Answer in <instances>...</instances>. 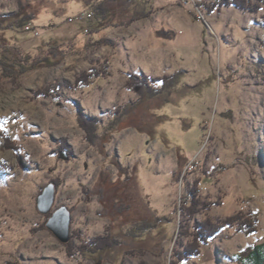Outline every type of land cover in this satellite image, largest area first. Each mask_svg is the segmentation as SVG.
I'll return each mask as SVG.
<instances>
[{
  "label": "rangeland",
  "instance_id": "rangeland-1",
  "mask_svg": "<svg viewBox=\"0 0 264 264\" xmlns=\"http://www.w3.org/2000/svg\"><path fill=\"white\" fill-rule=\"evenodd\" d=\"M209 1L134 0L127 10L117 1L107 20L70 22L86 9L79 0H21L37 15L0 32L7 58L72 37L105 36L109 43H87L56 65L23 73L18 85L0 81V162L10 166L0 171V264H170L178 229L174 209L187 194L174 175L178 160L187 163L188 182L202 178L201 198L220 201L196 219L238 211L257 218L256 231L223 229L202 244L199 259L179 264H244L232 257L237 251L240 258L250 249L264 251V9L198 8ZM15 11L17 0H0V22ZM132 13L140 17L129 26L107 24ZM28 23L37 35L24 29ZM105 57L106 76L63 85L58 97L36 93L55 81L74 85L82 71H101ZM128 72L173 80L152 95L142 85L127 87ZM78 111L99 119L95 144L78 125ZM60 139L68 157L58 151ZM17 151L26 167L18 164ZM50 182L54 204L42 214L36 198ZM61 205L71 213L66 243L45 225ZM155 215L172 221L143 227ZM108 232L113 246L81 253V242Z\"/></svg>",
  "mask_w": 264,
  "mask_h": 264
},
{
  "label": "trees",
  "instance_id": "trees-1",
  "mask_svg": "<svg viewBox=\"0 0 264 264\" xmlns=\"http://www.w3.org/2000/svg\"><path fill=\"white\" fill-rule=\"evenodd\" d=\"M48 2V0H45ZM59 4L68 3L71 0H56ZM85 5L86 9L91 10L92 16L88 20H107L109 14H115L114 9L111 5L115 4L117 1H120L124 9L132 8V2L134 0H79ZM44 2V3H46ZM140 2V1H138ZM197 5V4H196ZM223 5L235 6L245 12L256 13L261 9H264V0H212L209 2L198 3V8L204 7L207 12L213 11L217 7ZM21 0H17V11L10 15L12 16L8 20L6 19L5 23L0 22V32L8 27H13L17 22L22 20H32L37 15V8H32L30 11L24 8ZM153 11V10H149ZM143 15H147L145 12ZM141 15V16H143ZM140 16L134 15L133 13L120 21H115L114 18H111L107 21V24L111 26H129L133 21L137 20ZM29 22V21H28ZM87 22V21H86ZM87 28L85 26L84 29ZM87 32L90 33L91 29L88 27ZM88 46L97 48L100 45L108 44L109 41L105 36L99 38H93L89 36L88 39L78 40L71 39L64 42L56 41H47L45 45L38 49L35 53H24L21 52L18 54L17 59L7 58L2 54L6 43L0 40V81L7 80L14 85H18L19 77L29 71L38 69L41 67L53 66L59 63L66 56L71 53H81L87 49ZM6 49V48H5ZM100 65H103L101 71L92 68L90 71H82L75 78L74 85L65 83L62 84L60 81L52 82L39 90L36 91L38 95H43L45 97L53 96L58 97V90L63 85H67L70 88H74L76 85H80L82 82L87 84L90 82L89 78L91 77H100L106 76L108 71L106 67L108 66V59L105 57L104 60L99 62ZM128 77L126 80V86L132 87L137 85H142L150 91L152 95L164 90L169 89V85L172 83L170 76L163 75L159 78H151L145 74H137L133 72H128ZM156 81H162V85L159 88L151 86V83ZM76 121L78 125L84 130L85 138L90 144H95L98 136V123L99 119L94 116L87 117L82 111H78L76 114ZM6 145L19 150L12 141L6 140ZM66 143L63 139H60L59 152H65L68 157ZM18 164L20 166L26 167L28 165L27 160L24 158V155L17 151ZM187 163H183L178 160V169L174 172L175 178L181 183H185L186 186V197L180 198L174 212H178V229H177V239L175 241V247L171 254L170 264H179L183 260H188L192 257L200 255L202 244L207 243L210 239L214 238L219 232L226 228H235L237 231L244 233H252L256 231V221L257 218L252 215V212L242 213L238 211L236 213L226 215V216H216L209 217L204 216L203 218L196 219L195 216L198 212L204 211L212 203L220 204V201H206L204 198L200 197L199 189L202 187L201 177H196L192 182L186 180V171H183ZM9 165L0 162V171H5L9 168ZM58 184L57 182L55 183ZM172 221L167 215H155L153 220H144L142 222L143 227L146 229H151L158 225L160 222H169ZM115 243L113 235L107 233L104 236H98L94 239H91L88 242H81L78 246L82 254L87 252H98L99 250L107 249L110 246H113ZM253 264H263L261 257H258V253L254 251L252 253Z\"/></svg>",
  "mask_w": 264,
  "mask_h": 264
},
{
  "label": "water",
  "instance_id": "water-1",
  "mask_svg": "<svg viewBox=\"0 0 264 264\" xmlns=\"http://www.w3.org/2000/svg\"><path fill=\"white\" fill-rule=\"evenodd\" d=\"M56 187L54 183L46 184L36 198L37 210L47 214L54 204ZM71 213L67 206L61 205L54 210L47 218L45 225L62 243L70 238Z\"/></svg>",
  "mask_w": 264,
  "mask_h": 264
},
{
  "label": "built area",
  "instance_id": "built-area-1",
  "mask_svg": "<svg viewBox=\"0 0 264 264\" xmlns=\"http://www.w3.org/2000/svg\"><path fill=\"white\" fill-rule=\"evenodd\" d=\"M92 16V12L89 9H85L84 11L78 13L74 17H68V21L72 22L74 20H81V21H88V19ZM24 29L30 32H33L35 35H37V31L35 30V27L31 24L28 23L27 25L24 26ZM87 28L84 29L85 32H87ZM223 203V202H221ZM197 259H199V255L195 256Z\"/></svg>",
  "mask_w": 264,
  "mask_h": 264
},
{
  "label": "crops",
  "instance_id": "crops-1",
  "mask_svg": "<svg viewBox=\"0 0 264 264\" xmlns=\"http://www.w3.org/2000/svg\"><path fill=\"white\" fill-rule=\"evenodd\" d=\"M73 39V37H72ZM75 39V38H74ZM71 40V39H70ZM239 252L240 251H237L232 257H234L235 259H237L238 262L240 263H244V264H253V259L254 257H252V253L254 252V250L250 249L248 251V253L244 254V257H238L239 256ZM256 252L258 253V257L260 256L261 257V261H263V264H264V251L263 250H257L256 249ZM201 254V253H200ZM201 256V255H200Z\"/></svg>",
  "mask_w": 264,
  "mask_h": 264
}]
</instances>
